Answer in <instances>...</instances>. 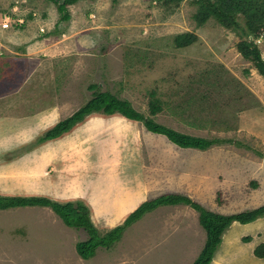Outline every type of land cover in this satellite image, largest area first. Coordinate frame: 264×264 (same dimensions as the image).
Listing matches in <instances>:
<instances>
[{"label":"rangeland","instance_id":"1","mask_svg":"<svg viewBox=\"0 0 264 264\" xmlns=\"http://www.w3.org/2000/svg\"><path fill=\"white\" fill-rule=\"evenodd\" d=\"M197 9L194 0H81L69 7L71 18L62 21L51 1L0 0V21L3 15L26 20L13 30L0 28V194L31 195L33 183L36 191L60 188V197L53 200L85 204L78 177H91L95 170L111 171L121 164L127 174L129 168L139 169L136 180L145 175L149 195L173 191L197 199L193 195L198 193L209 209L231 210L225 197H233L239 184L249 192L258 189L255 200L263 203L264 145L260 137L239 131L238 125L239 110L256 101L237 84L242 72L233 68L234 74L220 63L221 58L231 59L235 68L245 67L242 58L230 55H239L237 43L243 35L214 18L198 25ZM240 22L244 25V18ZM40 25L47 27L43 34L38 33ZM187 31L197 34L198 40L177 48L174 37ZM93 83L161 124L218 141L204 150L182 148L148 131L142 121L99 111L60 139L39 142L93 97L89 88ZM153 90L164 109L152 116ZM104 158L109 162L98 165ZM255 159L260 161L257 166ZM28 170H32L29 175ZM235 172L244 178L237 181ZM60 177L66 182L65 192ZM108 191L104 187L97 198L110 200L114 193ZM249 196L254 203V194ZM113 198L121 199V190ZM172 209L158 212L161 223L170 221L178 227L171 235L149 240L140 227L132 228L121 246L109 251L114 264L123 260H127L124 264H182L183 258H192L203 245L206 230L194 208ZM44 215L37 208L0 211V238L7 236L6 242L29 247L34 238L29 230ZM154 216H147L144 225L155 223ZM73 235L78 241L87 238L83 230L74 229ZM57 236L40 239L43 248H56ZM241 237L235 239L236 245L245 243ZM102 255L107 256L103 251Z\"/></svg>","mask_w":264,"mask_h":264},{"label":"trees","instance_id":"2","mask_svg":"<svg viewBox=\"0 0 264 264\" xmlns=\"http://www.w3.org/2000/svg\"><path fill=\"white\" fill-rule=\"evenodd\" d=\"M57 6L60 20L67 21L71 18L69 7L81 0H48ZM117 1V0H113ZM179 2L180 0H172ZM198 9L194 19L198 25H203L214 18L220 25L227 29L240 32L243 37L237 43V48L242 56L252 62L259 74L264 77V58L256 40L264 36V0H194ZM244 18L245 24L240 22ZM198 40V35L193 32H182L174 37L173 44L177 48L192 45ZM244 73L250 74L249 69ZM238 82V81H237ZM247 89L240 81L237 83ZM89 88L94 91L93 97L70 117L59 121L48 130L39 142L52 140L70 131L76 124L82 122L89 114L103 111L106 114L120 113L126 118L142 121L146 129L152 133L166 136L172 143L182 148L207 149L218 140L194 136L177 131L157 122L153 117L137 111L126 99L119 98L110 91L102 90L99 84H91ZM150 114L156 115L164 109L156 92H150ZM188 205L199 213L200 224L206 230V241L199 256L193 264H211L217 250L220 248L224 233L234 222L248 224L264 217V204L249 210L232 214H224L209 209L191 196L179 192H167L143 202L127 219L105 232H101L91 219L90 208L82 202H59L44 196L0 195V210L20 206H49L71 228L83 230L87 238L78 241L76 250L84 259L93 258L99 250H112L122 240L127 229L140 220L145 214L163 205ZM245 242H250L252 237H243ZM254 255L264 259V240L254 248Z\"/></svg>","mask_w":264,"mask_h":264},{"label":"crops","instance_id":"3","mask_svg":"<svg viewBox=\"0 0 264 264\" xmlns=\"http://www.w3.org/2000/svg\"><path fill=\"white\" fill-rule=\"evenodd\" d=\"M38 33L40 32L38 31ZM260 40H261L260 42L261 44L259 48L264 58V36L261 37ZM230 55H233L235 57L239 56V58H242V66L245 67H242V69L239 67L235 68L236 64L232 63L231 59H228V62H225L224 58H221L220 63L223 64L227 70H230L234 74H235L234 69H238L240 70V72H242V76L239 79L240 81L241 79L243 80L244 85H246L248 89V94H249L248 98L252 99L253 102L256 101L255 104L252 105L248 104L244 109L241 108V110H239V112L242 111L238 115V125L240 126L239 131L244 132L249 137L252 136L260 137L262 144L264 145V132H262V128L264 127V77L259 74L258 70L254 67L252 62L245 59L242 56V54L239 53L238 55V53H236L235 55L232 52V54ZM244 59L246 61L245 63H243ZM250 63L253 65V67H249L248 64ZM244 69H249L250 74L245 75ZM56 123L57 121L55 122V124ZM58 139H60V137H58ZM210 158H213V156ZM99 161L100 162H98V165L100 163H104L105 165L106 163L109 162L106 161L105 158ZM259 163H260L259 159H255L254 166L259 165ZM229 169L230 168L227 165L226 171H229ZM128 170L130 174H127L124 171V168H121V164H119L117 167H115V169L111 171L105 170L99 174L97 173V170H95V172H93L91 177L88 176L87 178H83L81 175L80 177H78V180L82 185L80 189L81 191L80 199L83 200L85 204L89 206L91 212V219L97 228L111 229L117 225H120L143 202H145L148 199L155 198L156 196L161 195L163 193H167V192H158L156 194L149 195L148 194L149 190L147 187L145 175L143 174L144 179L138 178V180H136L135 176L138 175L141 176V172L139 171V169L137 167L134 168L132 167L129 168ZM31 171L29 170L27 171L28 175L31 173ZM235 175H237L235 178L237 181L244 178V177H239L238 176L239 173H236ZM64 176H62L63 179ZM50 178L46 181H49ZM62 178L60 181L58 180V183L62 184V186H65L63 187V191L65 192L67 190V187L65 185L66 182L65 180L63 182ZM123 179H125V181H123ZM27 181L32 182L33 180L27 177ZM104 187L107 188V194L109 192L108 190H111V192L114 193V195L112 194L110 200L108 199L106 202H104L102 199L97 198V193L98 192L101 193ZM29 189H32V191H34V193H30L31 195L34 196H44L51 199L52 198L56 199L60 197V188L57 191H51V190L36 191L38 190V186H36L35 184L33 185L32 183V186ZM117 190H121L122 198L119 199L118 201H115L113 197L115 196V192ZM258 192H259L258 189L252 190L251 192L246 191L244 190V188L241 189V186L238 184L234 188V196L231 198L225 197V199H227L228 201V204H230L229 206L232 208L231 210L220 211V210H214L212 208L210 209L224 214H232L243 210H249L259 207L263 205L264 202L259 204L255 200L256 198H258ZM179 193L185 194L183 192H179ZM251 194H254V198H253L255 200L254 203L251 200V196H249L250 198L248 197V195ZM0 195L11 196L14 194H0ZM193 196L197 198V199L194 198L195 200L199 202L202 201L201 203L205 204L203 203L204 199L201 198V195L196 193ZM243 197L246 198L248 197V199L250 200H245L246 198L243 199ZM180 205H175L176 207H173V205H163L151 212H148L140 220H138L132 226H130L125 232V234H127L132 228L140 227V231L142 233L145 232L143 234L144 238H147L149 240L156 237L160 238L171 235L173 231L178 227H176V225L170 221H168V223L165 221L161 223L160 219L163 218L158 216L159 214L158 212L171 211L173 210L172 208H177ZM239 205H242L243 207L239 209H234ZM183 206H188V205H183ZM32 208L42 209L43 212L46 213V215H44L43 218L39 220V222L37 221L35 224L33 223L32 225L33 230H29L30 235L34 236L33 242L29 247L24 248V247H17L14 243L6 242L5 240L7 239V236H5L3 239L0 238L1 241L0 264H114L113 258L109 256V251L112 250L101 249L91 259L82 258L76 250V244L78 240L74 239V235H73L74 229L68 227L64 223V221L49 206H20V207H12L9 209H4V211L3 210L0 211L6 212L11 209L24 210V209H32ZM151 214L155 215L153 218L156 224L152 222H147L148 224L144 225L145 218L147 216H150ZM156 219H159L160 222H158ZM263 219L264 217L259 218L258 220L248 224H241L239 222H234L230 227L232 229L229 228L232 231L230 232L229 230L226 234L224 233L225 235H223L224 237L222 244L220 248L217 250L211 264H264L263 263L264 261L261 258L259 259L254 256V248L264 240V237L260 239V234L264 233L263 232L264 227L261 226V221ZM44 225L47 226L50 230L45 231ZM235 229L239 231H236ZM242 230H250L247 233H251V234H245L246 232ZM50 234L58 235L57 237L59 242L56 248L51 247L50 250L47 251L43 248L42 244L44 242H41L40 239L44 240V238L49 236ZM239 236H242L241 239H243V237L245 236L246 237L251 236L252 240L250 242H245L244 244L236 245L235 239L239 238ZM205 241H206V236L205 239L200 243V244L203 243V245L197 250L196 253H193L192 258L190 257L187 259L183 258V260L186 261V263L183 261L184 263L182 264H193L196 258L199 256L201 250L203 249ZM121 243L122 240L118 242L117 248L121 246L120 245ZM102 251L107 256L105 255L101 256ZM181 251L177 249V252H181ZM40 255L41 258H39ZM125 262H127V260H123L122 264H124Z\"/></svg>","mask_w":264,"mask_h":264},{"label":"built area","instance_id":"4","mask_svg":"<svg viewBox=\"0 0 264 264\" xmlns=\"http://www.w3.org/2000/svg\"><path fill=\"white\" fill-rule=\"evenodd\" d=\"M25 21L26 20L22 17L18 19H14V17L11 15H3L0 21V28L3 30H13L14 28H16L17 25L19 26L24 25ZM46 30H47V27H45V25H40V27H38V31L40 33H44L46 32ZM257 42L260 43L261 40L258 39Z\"/></svg>","mask_w":264,"mask_h":264}]
</instances>
